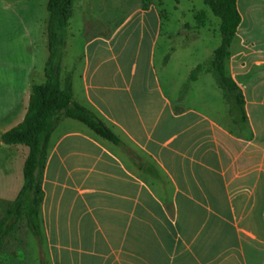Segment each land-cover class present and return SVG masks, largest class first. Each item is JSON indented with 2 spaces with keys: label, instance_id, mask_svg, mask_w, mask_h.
<instances>
[{
  "label": "crops",
  "instance_id": "0c3cea01",
  "mask_svg": "<svg viewBox=\"0 0 264 264\" xmlns=\"http://www.w3.org/2000/svg\"><path fill=\"white\" fill-rule=\"evenodd\" d=\"M20 2L0 0V13L4 4L18 9L7 21H20ZM47 2L28 7L33 17L21 56L12 39L5 45L0 15V134L23 120L32 83L45 80ZM236 6L238 48L230 54L228 74L244 96L246 127L227 113L224 97L222 114L206 103L174 104L177 97L159 74L163 55L156 64L159 40L167 38L154 3L129 10L113 28L86 14L76 22L71 12L60 77L71 73L74 99L92 109L123 145L71 118L53 131L40 231L57 264H264L258 251L264 248V0H237ZM77 41L79 51L73 50ZM226 114L235 128L222 121ZM28 152L24 144H0V201L18 195ZM146 173L169 195L156 192ZM60 187L79 194L84 209L75 229L79 235L83 226L95 231L90 247L82 235L73 247ZM196 233L202 238L195 240Z\"/></svg>",
  "mask_w": 264,
  "mask_h": 264
},
{
  "label": "rangeland",
  "instance_id": "374dc122",
  "mask_svg": "<svg viewBox=\"0 0 264 264\" xmlns=\"http://www.w3.org/2000/svg\"><path fill=\"white\" fill-rule=\"evenodd\" d=\"M43 1L24 0V2H20L17 6L20 9L25 6V9L18 11L19 22H16L15 19L7 21L8 18H11L10 16L14 15L13 12L18 10L16 7H6L4 4L3 11L0 13L3 18L4 43L7 45L12 39L14 44L19 45L20 56L23 52L26 54L28 32L33 17V12L29 11L28 7L32 8ZM149 2L158 7L164 20L163 32L167 39L164 42V36H161L159 40L156 64L160 65L163 55L165 66L159 68V74L164 86L166 81L168 82L167 87L170 95L177 97L174 104L182 108L183 105L202 107L206 103L208 106H215V112L218 113L220 110L222 114L224 90L218 85L213 74L202 69L195 72L194 79L191 78L194 66L197 64L207 66L213 57V51L221 42L220 18L213 14L203 0H149ZM143 5L144 0H73L72 16L76 22L83 14L93 19L98 17L99 23L106 21L107 27L113 28L128 14L129 10ZM11 32L15 34V37L14 34L12 37L8 36ZM95 32L96 30H93V33ZM80 46V42L77 41L73 50L79 51ZM237 48L233 38L228 45V56L224 60L227 72L230 65V54H233ZM218 106L221 108L218 109ZM226 110L227 113H230L228 103ZM221 119L228 127L235 128L227 114L224 117L221 116ZM76 123L85 127L81 122ZM131 148L132 151L140 154L135 147L131 146ZM147 161L149 160L147 159ZM145 176L156 192L165 196L169 195V190L162 182L155 179L150 173H146ZM91 179L89 178L88 184H91ZM60 193V209L67 213L66 216H69L67 218L72 221L73 247L76 248L81 235L84 243L90 247L91 237L95 231L88 226H83V231L79 235L75 229V224L80 220V211L84 209L79 194L73 188L62 189L61 187ZM86 197L91 199L92 196L88 194ZM7 202L6 200L0 201V221L5 216ZM194 238L195 240L201 239L202 233H196ZM51 250L44 248L43 238L39 243L37 238L29 232L25 222L20 221L13 231L3 237L0 243V264H57ZM258 251L264 255V248H259Z\"/></svg>",
  "mask_w": 264,
  "mask_h": 264
},
{
  "label": "trees",
  "instance_id": "16d2710c",
  "mask_svg": "<svg viewBox=\"0 0 264 264\" xmlns=\"http://www.w3.org/2000/svg\"><path fill=\"white\" fill-rule=\"evenodd\" d=\"M214 15L220 18L221 42L213 51L207 66L198 64L195 72L206 70L213 74L218 85L224 90L223 96L230 106L234 121L248 126L244 109V96L224 67L228 56V45L234 38L240 22L237 0H203ZM73 0H48L47 36L49 56L45 63L43 83H32L26 114L21 122L0 134V144H24L29 152L22 168L23 184L14 200L6 204V212L0 221V243L4 236L13 231L20 221L41 241L40 211L44 198L42 187L45 166L50 151L53 131L63 118H71L84 124L96 136L123 145L120 138L89 107L73 97L72 77L68 73L60 77L63 30L71 16ZM149 0H144L147 6Z\"/></svg>",
  "mask_w": 264,
  "mask_h": 264
}]
</instances>
